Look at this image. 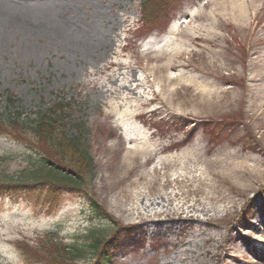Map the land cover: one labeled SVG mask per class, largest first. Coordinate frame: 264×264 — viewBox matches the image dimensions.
Wrapping results in <instances>:
<instances>
[{"label":"rangeland","instance_id":"obj_1","mask_svg":"<svg viewBox=\"0 0 264 264\" xmlns=\"http://www.w3.org/2000/svg\"><path fill=\"white\" fill-rule=\"evenodd\" d=\"M61 2L74 4L64 19L79 15L108 45L115 40L118 53L104 48L80 61L47 30L6 37L0 120L8 125L19 112L24 122L13 132L20 140L0 133V182H20L32 168L31 121L54 104L66 107L60 131L82 132L94 170L78 192L1 195L0 264H36L21 242L36 246L53 234L72 245L90 229L118 241L110 264H264V0H178L148 25L142 0ZM10 6L24 24L51 22L40 0ZM160 52L175 69L154 71L149 58ZM113 61L131 64L137 79L145 74L150 88L139 90L140 101L122 103L100 89L106 75L126 73L105 71ZM116 102L109 120L104 112ZM138 147L155 151L148 162L134 163ZM228 166L239 168L229 174ZM91 201L116 226L97 217Z\"/></svg>","mask_w":264,"mask_h":264},{"label":"trees","instance_id":"obj_2","mask_svg":"<svg viewBox=\"0 0 264 264\" xmlns=\"http://www.w3.org/2000/svg\"><path fill=\"white\" fill-rule=\"evenodd\" d=\"M178 0H142L141 15L147 24H152L169 13ZM61 104H54L46 111L35 113L33 127L29 134L34 138L37 147H33L36 155L35 163L30 170L23 173L22 181L6 183L0 182V196L13 194L18 191H33L35 189L54 197L59 193L78 192L82 190L86 175L93 170V159L87 146L80 137H68L60 131L58 125L62 121L64 109ZM13 122L0 120V133L18 139L13 132L17 130L18 122H24L21 113L13 114ZM30 123V120H27ZM13 127V128H12ZM11 128V129H10ZM20 140V139H18ZM34 145V146H35ZM91 211L104 221H110L116 226L112 216L91 201ZM119 227V226H118ZM85 237L67 245L58 240L55 235H49L40 240L36 246L21 242L20 246L28 262L36 264H110L112 253L118 241L108 240L103 231L90 229ZM91 257V261L86 259Z\"/></svg>","mask_w":264,"mask_h":264},{"label":"bare ground","instance_id":"obj_3","mask_svg":"<svg viewBox=\"0 0 264 264\" xmlns=\"http://www.w3.org/2000/svg\"><path fill=\"white\" fill-rule=\"evenodd\" d=\"M12 0H0V52H3L4 41L6 37L12 33L24 32L27 35L35 34L41 36L42 32L47 30L48 40L61 45L66 51L77 55L78 60H87L90 57H96L100 51L104 48H108L105 51L106 56H110L112 53H118L116 50L115 40L110 41L109 45L105 39V35L93 24H84L81 17L75 16L71 20L64 19V15L73 11L74 4L62 3L61 0H40V3H45V11L47 15L50 14L51 22L46 25L48 21L41 18V21H27L28 24H24L23 18L19 16L12 6H10ZM44 12V11H43ZM38 15H43L39 13ZM38 20V19H37ZM50 27H47L49 26ZM124 50V48H122ZM160 57L149 58L151 63H155L153 69L155 72L158 71H169L176 68V65L172 61H164L161 58L163 55H168L167 52H160ZM104 54L103 58L106 59ZM112 68H117L120 72L126 70V73L120 74H108L104 81L100 82V89H107L106 94L111 97L121 99L122 103L125 101L133 100L140 101L143 95L140 93V89L145 87L150 88L147 77L144 75L140 79H137L136 73L134 72L132 65L123 61H113L108 63L105 71H110ZM103 74L102 71H98L97 75ZM119 76V77H118ZM118 83H120L118 85ZM122 103L116 102L112 104L108 111L104 112L107 119L111 120L118 116L119 108ZM155 152V151H154ZM146 148H134L132 153L134 155V163L139 162L140 157L146 158L147 162L152 158V154ZM135 168V167H134ZM230 168V169H229ZM239 167L226 168L229 174H234ZM165 201H171L173 196L163 197ZM156 201H152L150 205H153ZM264 242V240H263Z\"/></svg>","mask_w":264,"mask_h":264}]
</instances>
